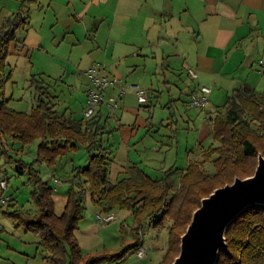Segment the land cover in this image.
<instances>
[{"label": "crops", "instance_id": "crops-1", "mask_svg": "<svg viewBox=\"0 0 264 264\" xmlns=\"http://www.w3.org/2000/svg\"><path fill=\"white\" fill-rule=\"evenodd\" d=\"M26 9L27 20L21 27L24 36L17 32L22 46L11 44L9 54L26 58L29 50L31 54L37 50L48 58L47 70L39 72L38 77L32 74L28 80L32 103L23 105L22 99L5 96L8 107L30 112L35 104L31 79L48 87L56 107L58 96L51 91L48 78L57 77L66 86L86 81L80 86L84 90L79 116L55 107L65 119L78 121L84 118L87 91L92 87L88 70L96 68L101 77L121 80L125 91L117 109L109 110L101 104L95 111L100 112L101 123L110 132L102 139L112 152L108 166L112 181L140 173L161 178L169 170L170 178L178 170L179 152L169 156L173 147L167 143H179V126L189 130L185 143H198L195 149L185 151L187 166L194 150L209 138L207 118L235 91L264 96V72L258 63L264 58V0H34ZM55 68L57 72H53ZM188 68L196 71L197 78L188 76ZM8 73L11 79L12 72ZM130 85H138L145 92L147 103L138 102ZM119 86L107 88L105 97H116ZM200 86L210 88L209 103L203 110L190 109L189 95ZM155 102L160 106L159 118L152 110ZM54 170L50 172L53 182L60 181L54 177ZM54 188L57 190V185ZM80 228L75 231L78 245L77 234H86ZM163 229L154 228L156 235L146 244L143 226L136 233L133 223L129 226L124 222L120 233L126 232L128 240L108 250L105 255L117 256L100 264H137L148 256L147 252L159 262L166 250L157 242V234ZM139 241L146 248L142 258L131 249ZM129 251L132 256H127Z\"/></svg>", "mask_w": 264, "mask_h": 264}, {"label": "trees", "instance_id": "trees-1", "mask_svg": "<svg viewBox=\"0 0 264 264\" xmlns=\"http://www.w3.org/2000/svg\"><path fill=\"white\" fill-rule=\"evenodd\" d=\"M33 2L21 0L19 11L7 17L0 27V171L3 164H15L17 174H26L34 204L33 210L16 208L5 214L17 226L38 236L37 249L45 252L43 258L51 264H100L117 255L85 257L75 237L84 218L83 196L89 192L99 213L128 211L136 233L144 221L158 216L153 227L166 228L167 245L162 259L155 264H172L179 254L181 237L202 199L236 178L252 176L259 155L264 158V96L235 91L224 106L207 118L211 144L206 148L199 145L201 154L181 170L177 189L173 190L170 184V170L161 178L140 173L112 181L108 173L112 152L102 139L110 132L101 123L100 112L78 121L65 119L56 110L48 87L36 79L30 82L35 93L30 112L8 107L9 100L4 95L10 79L6 59L11 44L21 45L17 32L27 20L26 3ZM34 141H38L36 156L27 163L22 159L24 148ZM81 150L87 155L86 165H72L65 177L67 202L63 213L57 216L53 188L34 165L41 162L47 167L56 166L67 154ZM206 165L213 167L212 173ZM5 177L7 184L6 174ZM225 239L226 248L219 252L217 264H264V205L245 208L228 226ZM141 246L139 241L131 249L136 252Z\"/></svg>", "mask_w": 264, "mask_h": 264}, {"label": "rangeland", "instance_id": "rangeland-1", "mask_svg": "<svg viewBox=\"0 0 264 264\" xmlns=\"http://www.w3.org/2000/svg\"><path fill=\"white\" fill-rule=\"evenodd\" d=\"M29 4L30 3H26L28 7ZM20 8L21 0H0V26L4 22L5 17H11L13 14H16ZM19 32L22 36H24L22 28L19 30ZM47 59L48 58L46 56H43L37 50H35L33 54H31V51L29 50L26 58L25 56L20 57L18 55L8 54L6 59L8 64L6 72H12V74L11 79L4 87V95L6 97L12 96L14 100L22 99L21 101L23 102V105L24 102L32 103V94L30 89H28V80L32 74H34V76L36 75L35 77H38L37 74H39V72L47 70ZM53 72H57V69H53ZM44 80L46 79L44 78ZM47 80L50 84L51 91L58 96V105L56 107L57 110L59 112H69L70 110L74 112L76 116H79L82 105L80 99L83 96L84 90L80 86H85L86 83L84 82L86 81L80 83V85L66 86L62 84L57 77L48 78ZM190 84L191 82L188 81V85ZM16 102L18 103V101ZM159 103L162 102L159 101ZM184 106L187 107V105ZM192 108L197 109L194 107H191L190 109ZM159 109L160 106H158L157 102H155V108L152 110H154L153 112L157 117L159 116ZM183 128L184 126L182 125L178 127V131L180 133L178 139L179 143H176L175 140L172 143H167L166 140L164 141L165 144L167 143L170 145V147H173H171L172 149H169V156L174 157L176 150L179 152L178 164L175 167L178 170L174 171L172 175H170V184L172 187H174V189L179 185L181 169L186 166L187 159L185 156V151L193 150L198 145V143H190L191 137H189L190 142L185 143V137L189 133V130H183ZM190 129H193V127H190ZM200 144L206 148L211 144V141L208 138L206 141ZM37 145L38 141H34L24 148V156L22 159L25 162H32V158L36 156ZM19 146V144L15 145V148L17 149ZM177 146L179 147V150L176 148ZM200 151L201 149L198 148L194 150L195 154L192 156V158H199L201 154ZM86 158V153L81 150L75 154H67V156L61 158V160L57 162L56 166L50 167V170L46 166L41 165L39 162L35 163V168L40 172L43 180L48 182L50 186L54 188L55 185V182H53V179L50 176V172H52L54 168V177L62 182L60 186H57V190H54L53 192L54 213L56 215H60L63 212L66 203L68 183L64 181L65 177L69 175L72 165L85 166ZM71 160L73 161L71 162ZM2 166L0 178L6 171L8 182L6 184V189L3 190L0 187V264H51L47 259L43 258L45 256V252H43L41 248L37 249L39 241L38 236L32 232L26 231L22 225L17 226V222L5 214L6 212H11L16 208H22L25 211L33 210L34 204L31 195L32 186L27 183V175L17 174L15 170V164H3ZM206 169L211 173L214 170L211 165H206ZM119 178H121V176H118L115 179ZM11 197L12 201L7 200ZM83 200V205L85 208L84 220L79 222L78 227H81V232L86 234L77 235L80 243L79 247L85 257L103 256L109 252L108 250L114 248L115 245L121 244L122 240H128L126 232L120 233V228L124 222L126 225H132L128 211H115V220L105 226H101L96 224L92 219V214L94 215L99 212L92 204L89 192L85 193ZM12 204L14 205L12 206ZM157 219H159L158 216L154 219L146 220L143 223L142 232L144 235H142V237H144L143 239L146 244L151 243L156 235L153 223ZM157 235V242L161 243L163 248H165L167 241V231L163 229ZM132 255L133 253H131V251L127 253V256ZM147 255L149 257L147 256L143 260H137L140 261L137 264H154L159 260L156 256H153V254H150V252H147ZM132 259L134 260V257H132Z\"/></svg>", "mask_w": 264, "mask_h": 264}, {"label": "water", "instance_id": "water-1", "mask_svg": "<svg viewBox=\"0 0 264 264\" xmlns=\"http://www.w3.org/2000/svg\"><path fill=\"white\" fill-rule=\"evenodd\" d=\"M264 205V158L258 157L254 174L236 178L202 199L180 240V251L172 264H217L226 248L230 223L248 206Z\"/></svg>", "mask_w": 264, "mask_h": 264}, {"label": "built area", "instance_id": "built-area-1", "mask_svg": "<svg viewBox=\"0 0 264 264\" xmlns=\"http://www.w3.org/2000/svg\"><path fill=\"white\" fill-rule=\"evenodd\" d=\"M258 63L261 71L264 72V58L260 59ZM186 72L191 79L197 78V73L194 69L188 68ZM87 75L91 79L92 87L87 91L88 100L86 108L84 110V117H91L96 111L97 106L101 104H105L109 110L117 109L118 101L125 91V87L122 84L121 80L115 77H101L98 75L96 68L88 70ZM115 84L120 85L118 95L113 98H106L105 91L107 90V88L114 86ZM129 88L136 92L137 100L139 103H147L145 92L138 85H130ZM210 92L211 90L209 87L200 86L196 92L192 93L189 96L190 106L201 110L205 109L207 104L209 103ZM54 182L57 186L60 184V181L58 180H55ZM0 187L3 190L6 189L5 179H2L0 181ZM54 190H56V188H54ZM94 220L96 224L105 226L115 220V214L112 212L96 213L94 215ZM135 253L138 258H142L146 253V248L141 246Z\"/></svg>", "mask_w": 264, "mask_h": 264}]
</instances>
